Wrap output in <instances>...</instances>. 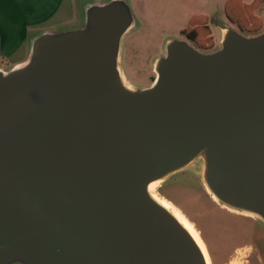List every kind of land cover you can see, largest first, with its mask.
Wrapping results in <instances>:
<instances>
[{
    "label": "water",
    "instance_id": "95a60500",
    "mask_svg": "<svg viewBox=\"0 0 264 264\" xmlns=\"http://www.w3.org/2000/svg\"><path fill=\"white\" fill-rule=\"evenodd\" d=\"M0 68V264H207L149 184L199 168L222 206L264 224V27L169 37L145 86L124 82L126 0L79 2Z\"/></svg>",
    "mask_w": 264,
    "mask_h": 264
},
{
    "label": "rangeland",
    "instance_id": "374dc122",
    "mask_svg": "<svg viewBox=\"0 0 264 264\" xmlns=\"http://www.w3.org/2000/svg\"><path fill=\"white\" fill-rule=\"evenodd\" d=\"M221 1L126 0L136 26L121 40L119 61L124 82L131 87L149 84L154 76L153 58L163 52L169 37L183 36L182 29L197 14L207 16L209 34L197 28L195 41H189L201 50H211L218 45L219 24L236 26L240 23L243 29L236 27L246 34L264 27V0H224L233 2L226 10L233 23L226 16ZM239 2L247 8L241 7ZM154 191L197 232L210 264H264L263 222L214 201L204 188L198 167L168 175L156 182Z\"/></svg>",
    "mask_w": 264,
    "mask_h": 264
},
{
    "label": "crops",
    "instance_id": "0c3cea01",
    "mask_svg": "<svg viewBox=\"0 0 264 264\" xmlns=\"http://www.w3.org/2000/svg\"><path fill=\"white\" fill-rule=\"evenodd\" d=\"M81 1L0 0V68H9L25 59L34 33L77 25ZM197 15L205 16L207 21L206 15Z\"/></svg>",
    "mask_w": 264,
    "mask_h": 264
},
{
    "label": "trees",
    "instance_id": "16d2710c",
    "mask_svg": "<svg viewBox=\"0 0 264 264\" xmlns=\"http://www.w3.org/2000/svg\"><path fill=\"white\" fill-rule=\"evenodd\" d=\"M232 3L233 2H231V1H227L224 4V12H226V14H227L226 16L233 23L234 20L229 17V14L226 11V10H228V8L231 5H233ZM239 4H240L241 7L245 8V9L247 8V5L246 4H241L240 2H239ZM236 26L239 27L240 29H243V27L241 26L240 23L239 24L236 23ZM197 28L202 29L201 32L203 30H206L207 31V34H209V27L206 24V19L203 16H201V15H197V16L191 17L189 19V22H188L187 27L184 28V29H182L181 34L185 35L187 38L195 39V36L197 35V30H198Z\"/></svg>",
    "mask_w": 264,
    "mask_h": 264
},
{
    "label": "bare ground",
    "instance_id": "6f19581e",
    "mask_svg": "<svg viewBox=\"0 0 264 264\" xmlns=\"http://www.w3.org/2000/svg\"><path fill=\"white\" fill-rule=\"evenodd\" d=\"M156 182H152L149 184V189L151 191V194L154 198H156L159 202H161L164 206H166L179 220L180 222L188 229V231L192 234V236L195 238V240L197 241V243L199 244V246L201 247L204 256L206 258V263H209L208 260V256H207V252L205 250V247L203 245L202 240L200 239V237L198 236L197 232L192 228L191 225L188 224V222L184 219V217L173 207L171 206L169 203H167L165 200H163L162 198H160L154 191V188L156 186ZM207 191V190H206ZM208 192V191H207ZM209 194V192H208ZM210 195V194H209ZM210 197L214 200V198L210 195Z\"/></svg>",
    "mask_w": 264,
    "mask_h": 264
},
{
    "label": "flooded vegetation",
    "instance_id": "af4514ba",
    "mask_svg": "<svg viewBox=\"0 0 264 264\" xmlns=\"http://www.w3.org/2000/svg\"><path fill=\"white\" fill-rule=\"evenodd\" d=\"M183 36H185V35H183ZM186 37V36H185ZM187 38V37H186ZM187 39H189V40H192V41H195V39H190V38H187Z\"/></svg>",
    "mask_w": 264,
    "mask_h": 264
}]
</instances>
